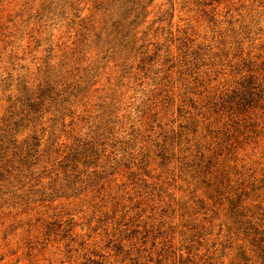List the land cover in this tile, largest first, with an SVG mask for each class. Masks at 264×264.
Returning <instances> with one entry per match:
<instances>
[{
    "label": "rangeland",
    "instance_id": "1",
    "mask_svg": "<svg viewBox=\"0 0 264 264\" xmlns=\"http://www.w3.org/2000/svg\"><path fill=\"white\" fill-rule=\"evenodd\" d=\"M0 264H264V0H0Z\"/></svg>",
    "mask_w": 264,
    "mask_h": 264
}]
</instances>
